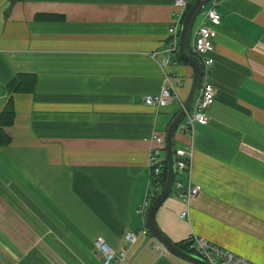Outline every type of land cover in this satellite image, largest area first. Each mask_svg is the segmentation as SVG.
Returning <instances> with one entry per match:
<instances>
[{
    "label": "crops",
    "instance_id": "1",
    "mask_svg": "<svg viewBox=\"0 0 264 264\" xmlns=\"http://www.w3.org/2000/svg\"><path fill=\"white\" fill-rule=\"evenodd\" d=\"M174 3L0 0V113L10 97L15 108L0 145V264H100L98 236L119 249L145 225L152 136H166L194 79L180 56L152 57ZM218 11L208 123L174 137V150L193 147L184 177L202 189L187 206L173 188L155 218L175 243L194 234L264 264V0H220ZM16 77L32 90L10 93ZM165 77L179 99L146 104ZM156 243L147 226L128 264H194Z\"/></svg>",
    "mask_w": 264,
    "mask_h": 264
},
{
    "label": "built area",
    "instance_id": "2",
    "mask_svg": "<svg viewBox=\"0 0 264 264\" xmlns=\"http://www.w3.org/2000/svg\"><path fill=\"white\" fill-rule=\"evenodd\" d=\"M194 0H175L172 22L169 28L167 44L162 52H155V58L161 66L171 62L176 63L180 56V31L186 12ZM209 6L201 13V18L192 32L191 51L199 57L203 64L201 83L193 101L191 109L187 112L181 122L182 132L187 131L194 134L197 125L208 123V109L213 105L216 97V88L211 81L214 58L211 52L214 50L217 31L215 26L221 23V15L218 11L220 0H210ZM179 99V95L169 77H165V84L158 94L145 96V103L154 106H166L173 100ZM152 140L155 145L150 149L148 162V184L144 200L137 208V213L144 219L145 225L139 230H126L122 236L123 247L114 248L103 236H98L94 241L95 253L98 255L100 264H128L127 253L129 248L136 243L139 236L147 229L146 219L148 210L162 190L166 181L168 171V160L166 154V137L163 134H153ZM176 157V179L173 188L175 195L186 202L187 206L201 192V186L192 181L191 177L185 179L184 174L190 172L193 162V147L185 145L175 150ZM189 215V207L180 213L182 219ZM188 252H191L208 264H260L244 256H241L219 244L204 237L190 235L184 241ZM158 252L168 251L161 243L154 244Z\"/></svg>",
    "mask_w": 264,
    "mask_h": 264
},
{
    "label": "water",
    "instance_id": "3",
    "mask_svg": "<svg viewBox=\"0 0 264 264\" xmlns=\"http://www.w3.org/2000/svg\"><path fill=\"white\" fill-rule=\"evenodd\" d=\"M210 0H194L188 8L180 31V57L194 68V79L188 97L182 103L180 110L171 121L166 132V154L168 160V171L165 184L156 198L153 200L147 214L146 224L152 238L158 240L171 254L192 262L194 264H208L203 258L180 248L173 242L157 225L156 212L165 200L170 196L176 179V157L174 151L175 133L190 111L193 101L199 89L203 64L199 57L190 55L188 48L192 38L193 27L199 15L203 12Z\"/></svg>",
    "mask_w": 264,
    "mask_h": 264
},
{
    "label": "trees",
    "instance_id": "4",
    "mask_svg": "<svg viewBox=\"0 0 264 264\" xmlns=\"http://www.w3.org/2000/svg\"><path fill=\"white\" fill-rule=\"evenodd\" d=\"M34 85V79L31 77L27 80L19 79V77L14 78L12 82L7 86L10 93L18 91H31ZM15 119V108L12 97L7 101L4 109L0 113V145H7L11 141V137L5 132V127L10 126L14 123ZM167 175V171H166ZM180 248L187 250L186 243L179 242L176 243Z\"/></svg>",
    "mask_w": 264,
    "mask_h": 264
},
{
    "label": "rangeland",
    "instance_id": "5",
    "mask_svg": "<svg viewBox=\"0 0 264 264\" xmlns=\"http://www.w3.org/2000/svg\"><path fill=\"white\" fill-rule=\"evenodd\" d=\"M200 17V16H199Z\"/></svg>",
    "mask_w": 264,
    "mask_h": 264
}]
</instances>
